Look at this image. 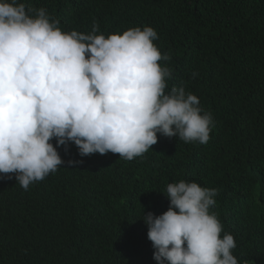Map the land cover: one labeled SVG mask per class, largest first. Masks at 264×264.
Listing matches in <instances>:
<instances>
[{"label": "clouds", "instance_id": "1", "mask_svg": "<svg viewBox=\"0 0 264 264\" xmlns=\"http://www.w3.org/2000/svg\"><path fill=\"white\" fill-rule=\"evenodd\" d=\"M94 1L88 5L84 0H70L64 15L80 8L78 20L90 22L85 29L63 32L51 8L0 0V179L15 174L18 182L0 181V191L12 188L19 203L47 182L37 181L64 163L59 146L78 147L80 156L99 153L112 159L111 153H118L120 161L134 162L135 157L167 141L174 143L167 157L174 164L169 170L164 166L163 172L170 176L184 164L179 159L182 152L189 157L206 151L207 158L210 150L206 147L212 141L221 147L225 139L221 140L218 125L227 111L216 120L213 113L201 114L198 97L183 85L166 89L172 72L170 57L153 43L158 35L152 27L109 35L100 34L99 25L86 30L92 17L99 21L97 7L103 0ZM157 133L167 138L158 140ZM53 138L56 147L50 142ZM217 155L211 161L216 175L211 185L169 183L168 210L158 216L143 212L140 219L148 227L143 243L151 261L147 264H255L264 260V253L258 259L241 253L236 232L216 212L217 203L224 206L227 202L221 188L227 185L232 190L228 183L233 174L245 167L264 165V148L248 142L237 150L223 147ZM190 167L188 160L177 177ZM208 167L207 162L205 170ZM69 174L71 183L84 190L83 183ZM98 177L101 185H110L103 168ZM251 190L257 193L247 199V206L236 207L238 219L251 238L249 243L263 245L264 190L259 184ZM0 202L11 205L1 193ZM107 208L108 213L122 211L118 206Z\"/></svg>", "mask_w": 264, "mask_h": 264}, {"label": "trees", "instance_id": "2", "mask_svg": "<svg viewBox=\"0 0 264 264\" xmlns=\"http://www.w3.org/2000/svg\"><path fill=\"white\" fill-rule=\"evenodd\" d=\"M48 1L19 0L35 9L47 6L56 11L63 32L85 29L90 22L78 20L80 8L64 15L70 0ZM97 11L99 21L92 17L87 31L94 25L104 35L152 27L158 35L153 43L170 57L166 89L183 85L198 97L201 114L213 113L216 120L227 111L218 125L221 140L225 139L221 147L214 141L206 147L207 158L206 151L189 157L182 152L179 159L184 164L170 176L163 174L164 166L169 170L174 164L167 159L174 143L167 141L134 162L120 161L118 153H111L112 159L99 153L80 156L73 145L57 147L64 163L37 181L47 180L30 191L25 203H19L12 188L0 191L11 202L9 206L0 202V264H147L151 261L143 241L148 239V227L140 218L143 212L158 216L168 210L169 183L183 180L205 188L215 180L211 161L223 147L237 150L253 142L264 148V0H103ZM50 142L56 147L55 138ZM188 160L192 167L177 177ZM207 162L210 167L205 170ZM101 168L110 185L100 184ZM69 173L83 183L84 190L71 183ZM5 180L18 183L15 174H7ZM5 180L0 179L11 183ZM258 184L264 190V165L245 167L233 174L228 183L232 190L227 185L221 188L227 202L216 207L226 227L236 232L241 253L256 259L264 253V243H249L236 207L247 206V199L257 193L251 189ZM107 206L122 211L108 213Z\"/></svg>", "mask_w": 264, "mask_h": 264}]
</instances>
